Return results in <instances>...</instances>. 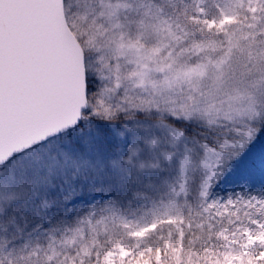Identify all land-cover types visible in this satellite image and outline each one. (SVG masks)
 Here are the masks:
<instances>
[{
    "label": "snow or ice",
    "instance_id": "snow-or-ice-1",
    "mask_svg": "<svg viewBox=\"0 0 264 264\" xmlns=\"http://www.w3.org/2000/svg\"><path fill=\"white\" fill-rule=\"evenodd\" d=\"M158 2L0 0V225L21 201L37 209L3 228L0 264H99L76 229L65 251L49 233L143 188H264V49L162 60L141 47Z\"/></svg>",
    "mask_w": 264,
    "mask_h": 264
},
{
    "label": "trees",
    "instance_id": "trees-1",
    "mask_svg": "<svg viewBox=\"0 0 264 264\" xmlns=\"http://www.w3.org/2000/svg\"><path fill=\"white\" fill-rule=\"evenodd\" d=\"M160 1L166 16L181 20L190 41L186 44L202 54L219 55L234 32L244 47L264 43V0ZM161 194L159 186L143 188L108 209H97L95 217L83 222L73 215L70 225L61 224L49 235L60 249L68 227L76 229L78 245L86 246L99 264H264V256H257L264 248V188L230 179L208 195L194 193L179 214ZM39 211L47 210L42 205ZM49 235L33 234L31 239L47 249ZM250 238L254 241L247 248Z\"/></svg>",
    "mask_w": 264,
    "mask_h": 264
},
{
    "label": "rangeland",
    "instance_id": "rangeland-1",
    "mask_svg": "<svg viewBox=\"0 0 264 264\" xmlns=\"http://www.w3.org/2000/svg\"><path fill=\"white\" fill-rule=\"evenodd\" d=\"M161 11L163 15H161ZM163 7V1L156 3L151 9L152 20L147 22L145 29V39L141 43V47L152 51L158 50V56L164 60L171 53L178 61L187 63L195 58V62L199 63L202 59L209 58L216 60L224 57L228 54L229 49L232 51L233 62H237L248 51L253 53L257 49H264V43L251 44L244 47L241 45V39L238 32H234L228 36L225 40L224 46H222L221 53L217 56L205 53L202 54L199 51H195L194 45H187L190 43L189 38H185V32L182 22L179 18H173L167 14ZM215 49V48H211ZM200 54V55H199ZM162 189L161 197L167 201L168 204L174 205L177 208V212H184L187 208V204L192 200L194 193H201L208 195L212 190L216 188H202L199 181L189 180L187 182L183 179H177L169 181L167 184H158ZM42 206V204H41ZM36 207L31 203H25L21 201L11 211L7 212L6 219L3 224L0 225V233H3V228H9L10 231L4 234L7 238L12 236V229L14 226L11 224V217L14 216L19 225L23 226V218L34 214ZM178 212V214H179ZM144 237L139 238L143 241ZM254 241L250 238V242L247 244V248L252 245Z\"/></svg>",
    "mask_w": 264,
    "mask_h": 264
}]
</instances>
